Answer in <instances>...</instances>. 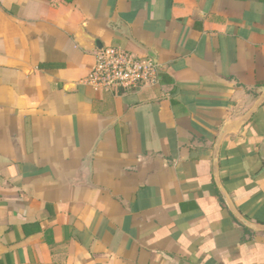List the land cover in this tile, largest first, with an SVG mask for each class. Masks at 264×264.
Instances as JSON below:
<instances>
[{
  "label": "crops",
  "instance_id": "1",
  "mask_svg": "<svg viewBox=\"0 0 264 264\" xmlns=\"http://www.w3.org/2000/svg\"><path fill=\"white\" fill-rule=\"evenodd\" d=\"M159 80L84 79L96 45ZM264 0H0V264H264Z\"/></svg>",
  "mask_w": 264,
  "mask_h": 264
},
{
  "label": "built area",
  "instance_id": "2",
  "mask_svg": "<svg viewBox=\"0 0 264 264\" xmlns=\"http://www.w3.org/2000/svg\"><path fill=\"white\" fill-rule=\"evenodd\" d=\"M159 80V64L119 46H104L95 52V62L84 81L94 90L119 93Z\"/></svg>",
  "mask_w": 264,
  "mask_h": 264
},
{
  "label": "water",
  "instance_id": "3",
  "mask_svg": "<svg viewBox=\"0 0 264 264\" xmlns=\"http://www.w3.org/2000/svg\"><path fill=\"white\" fill-rule=\"evenodd\" d=\"M94 44L96 45V50L97 49H101L104 47V45L97 39H93ZM262 93L261 96L259 97V99L256 101V103L253 105V107L247 112L245 113V115L238 120L237 122L231 124V125H224L223 128L221 129V132L218 136L217 142H216V147H215V156H214V161H215V167L217 168V159H218V151H219V146L220 143L223 139V137L230 132L231 130H235L237 128H240L242 125H244L254 114V112L259 108V106L261 104H263L264 102V86L261 89ZM215 179H216V183L219 187V190L221 192V194L224 197V200L226 201L228 207L230 208V210L232 211V213L240 220L242 221L245 225L256 229V230H264V225L262 224H258V223H253L251 222L249 219H247L235 206L232 198L230 197L229 193L227 192V190L225 189V187L222 185L221 180L219 178V174L217 172V170L215 169Z\"/></svg>",
  "mask_w": 264,
  "mask_h": 264
}]
</instances>
